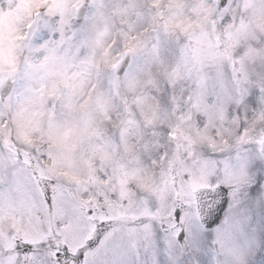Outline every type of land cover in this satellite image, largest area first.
Masks as SVG:
<instances>
[{
  "label": "snow or ice",
  "instance_id": "obj_1",
  "mask_svg": "<svg viewBox=\"0 0 264 264\" xmlns=\"http://www.w3.org/2000/svg\"><path fill=\"white\" fill-rule=\"evenodd\" d=\"M0 264H264V0H0Z\"/></svg>",
  "mask_w": 264,
  "mask_h": 264
}]
</instances>
